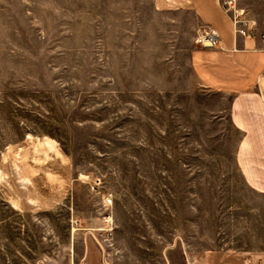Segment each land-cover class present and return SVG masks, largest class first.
<instances>
[{"label": "rangeland", "instance_id": "obj_1", "mask_svg": "<svg viewBox=\"0 0 264 264\" xmlns=\"http://www.w3.org/2000/svg\"><path fill=\"white\" fill-rule=\"evenodd\" d=\"M153 3L0 0V264H79L85 240L108 264L264 255L229 96L189 67L207 24ZM232 4L260 27L264 0Z\"/></svg>", "mask_w": 264, "mask_h": 264}, {"label": "crops", "instance_id": "obj_2", "mask_svg": "<svg viewBox=\"0 0 264 264\" xmlns=\"http://www.w3.org/2000/svg\"><path fill=\"white\" fill-rule=\"evenodd\" d=\"M222 0H153L158 9L187 10L198 22L212 27L221 48L193 47L189 67L198 84L229 96L228 112L241 134L235 164L250 190L264 195V47L257 38L233 32ZM74 253L71 257L74 259ZM239 251L204 249L187 257L188 264H242ZM264 264V255L260 256ZM93 243L85 240L77 255L79 264H108ZM258 264H260V261Z\"/></svg>", "mask_w": 264, "mask_h": 264}, {"label": "built area", "instance_id": "obj_3", "mask_svg": "<svg viewBox=\"0 0 264 264\" xmlns=\"http://www.w3.org/2000/svg\"><path fill=\"white\" fill-rule=\"evenodd\" d=\"M234 0H222V6L225 12L230 16L233 32L237 35H241L246 38L257 37L264 47V13L261 20V25L258 27L257 22L253 16H251L245 9L235 7L232 4ZM195 44L201 48H221L222 44L219 40L217 32L209 25L202 26V29L197 33L195 37ZM97 185L99 179L94 177L91 181ZM102 202L105 205L111 203V196L108 192H104L102 196ZM185 264H188L187 257L185 258ZM242 264H254L249 259H244Z\"/></svg>", "mask_w": 264, "mask_h": 264}]
</instances>
